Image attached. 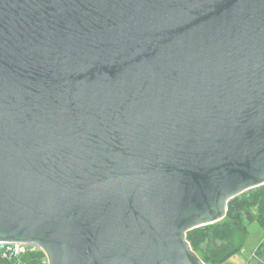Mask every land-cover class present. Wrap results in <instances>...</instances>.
Wrapping results in <instances>:
<instances>
[{"label": "water", "instance_id": "water-1", "mask_svg": "<svg viewBox=\"0 0 264 264\" xmlns=\"http://www.w3.org/2000/svg\"><path fill=\"white\" fill-rule=\"evenodd\" d=\"M262 185L264 0H0V242L206 264Z\"/></svg>", "mask_w": 264, "mask_h": 264}, {"label": "trees", "instance_id": "trees-1", "mask_svg": "<svg viewBox=\"0 0 264 264\" xmlns=\"http://www.w3.org/2000/svg\"><path fill=\"white\" fill-rule=\"evenodd\" d=\"M255 221L264 229V185L230 200L223 219L190 230L187 239L206 264H223L241 250L248 224ZM259 248L262 257L264 243ZM43 257L42 251L27 253L21 264H40ZM0 264L18 263L0 255Z\"/></svg>", "mask_w": 264, "mask_h": 264}, {"label": "rangeland", "instance_id": "rangeland-1", "mask_svg": "<svg viewBox=\"0 0 264 264\" xmlns=\"http://www.w3.org/2000/svg\"><path fill=\"white\" fill-rule=\"evenodd\" d=\"M262 243H264V229L256 221L251 222L248 224L241 250L223 264H260L264 260V249L262 257L258 254Z\"/></svg>", "mask_w": 264, "mask_h": 264}, {"label": "built area", "instance_id": "built-area-1", "mask_svg": "<svg viewBox=\"0 0 264 264\" xmlns=\"http://www.w3.org/2000/svg\"><path fill=\"white\" fill-rule=\"evenodd\" d=\"M36 251H42L44 253L40 264H48L45 252L37 245L22 242H0V255L6 259L15 260L18 264L22 263V258L25 254Z\"/></svg>", "mask_w": 264, "mask_h": 264}]
</instances>
